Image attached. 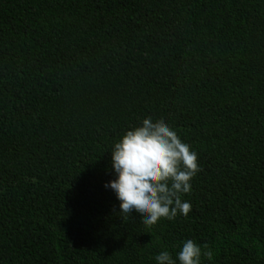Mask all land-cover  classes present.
Wrapping results in <instances>:
<instances>
[{"label": "trees", "instance_id": "trees-1", "mask_svg": "<svg viewBox=\"0 0 264 264\" xmlns=\"http://www.w3.org/2000/svg\"><path fill=\"white\" fill-rule=\"evenodd\" d=\"M198 155L187 216L105 184L144 117ZM123 216V218H122ZM264 264V0H0V264Z\"/></svg>", "mask_w": 264, "mask_h": 264}, {"label": "clouds", "instance_id": "clouds-1", "mask_svg": "<svg viewBox=\"0 0 264 264\" xmlns=\"http://www.w3.org/2000/svg\"><path fill=\"white\" fill-rule=\"evenodd\" d=\"M110 163L114 178L105 187L114 192L123 215L138 214L151 227L191 211L181 197L191 192L200 171L198 155L165 120L144 117L126 129L113 143ZM213 258L212 248L193 239H185L174 257L167 249L154 257L156 264H210Z\"/></svg>", "mask_w": 264, "mask_h": 264}]
</instances>
